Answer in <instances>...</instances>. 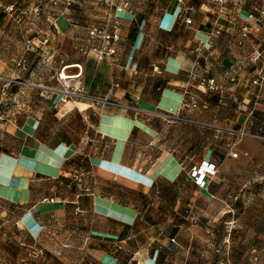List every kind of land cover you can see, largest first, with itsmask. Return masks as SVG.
<instances>
[{
	"label": "crops",
	"instance_id": "0c3cea01",
	"mask_svg": "<svg viewBox=\"0 0 264 264\" xmlns=\"http://www.w3.org/2000/svg\"><path fill=\"white\" fill-rule=\"evenodd\" d=\"M13 1L22 0H0ZM127 1L132 13L119 14L113 63L73 49L72 34L105 11L100 0H76L50 25L51 68L34 52L17 65L23 35L33 31L29 20L16 23L0 7V264H193L206 248L207 225L219 217L210 190L219 182V156L209 141L219 139L220 79L249 75L254 48L264 52V22L243 38L248 2L226 0L219 10L212 0H184L191 22L178 23V0ZM215 19L218 36L211 34ZM38 25L46 26L43 18ZM198 41L207 58L194 52ZM60 69L78 75L86 94L117 105L60 101L46 88L57 86ZM192 70L219 88H197ZM186 91L197 107H181ZM203 111L214 122L200 118ZM177 123L216 129L193 139L176 133ZM202 159L218 168L208 189L187 173Z\"/></svg>",
	"mask_w": 264,
	"mask_h": 264
},
{
	"label": "rangeland",
	"instance_id": "374dc122",
	"mask_svg": "<svg viewBox=\"0 0 264 264\" xmlns=\"http://www.w3.org/2000/svg\"><path fill=\"white\" fill-rule=\"evenodd\" d=\"M250 66L249 75L219 81V139L209 141L219 156V182L210 186L219 198V217L207 225L206 248L193 264H264V52ZM255 68L262 75L256 82ZM199 117L214 122L215 115L203 111ZM172 128L193 139L216 129L187 123Z\"/></svg>",
	"mask_w": 264,
	"mask_h": 264
},
{
	"label": "built area",
	"instance_id": "2783aa9c",
	"mask_svg": "<svg viewBox=\"0 0 264 264\" xmlns=\"http://www.w3.org/2000/svg\"><path fill=\"white\" fill-rule=\"evenodd\" d=\"M37 2L33 7L22 1H13L6 4L0 2V7L3 9L5 15L16 23H24L30 21V26L33 31L32 35H23L22 48L23 54L19 57L17 65L24 67L26 61V53L34 52L41 58V61L52 67V53L49 52L48 44L51 39L50 25L54 23L57 15L63 14L68 7H70L76 0H36ZM219 5V10L226 0H212ZM104 6L105 11L99 23L88 24L82 32L75 31L72 34V47L75 51L81 54L94 53L97 59L104 60L108 63H113L118 55V47L122 38L120 30V16L119 14L128 11L132 13L129 8L127 0H100ZM180 7L177 13V22L182 21L186 23L191 22V18L186 14L190 7L186 6L184 0H178ZM241 4L244 2L249 3V10L245 11V15L242 17L243 21L240 25V32L243 38H247L251 33L252 28L258 30L264 22V0H238ZM43 20L46 22V26L40 27L38 21ZM213 29L211 34L218 36L222 32V26L218 21L214 20ZM241 41H239L240 43ZM207 47L202 41L194 46L193 50L197 57L207 58L205 49ZM263 55L262 50L254 48V54L250 56L249 61L255 64L256 61ZM254 82L259 78H262L261 69L256 71L254 69ZM78 75H64L63 70L60 69L56 75L57 86H47L49 90L59 92L60 101H66L69 98H84L91 101H98L101 104L117 105V102L111 100L107 96L97 97L94 95L86 94L82 88L76 85V78ZM237 77L236 73H230L229 79L234 81ZM189 80L196 84L197 88H205L209 90H217L219 88V82L214 77H206L200 74L198 71L192 70L189 72ZM111 90V89H110ZM109 90V91H110ZM197 101L192 92H185V95L181 102V107H197ZM134 108V107H132ZM164 116L170 117L169 114ZM233 156H236V152H232ZM216 163L202 159L197 162H193L187 170V173L191 180L200 188L207 189L209 181L217 174ZM81 173L75 171L73 178L76 181L80 180ZM87 189V188H85ZM50 200H53L51 198ZM76 211H79V207H75ZM43 253L41 248H37L35 255L39 256Z\"/></svg>",
	"mask_w": 264,
	"mask_h": 264
},
{
	"label": "trees",
	"instance_id": "16d2710c",
	"mask_svg": "<svg viewBox=\"0 0 264 264\" xmlns=\"http://www.w3.org/2000/svg\"><path fill=\"white\" fill-rule=\"evenodd\" d=\"M193 94H194V93H193ZM194 96H195V99H196V95H195V94H194ZM196 101H197V99H196ZM197 104H198V101H197ZM212 162H213V161H212ZM214 163H215V162H214ZM183 168H184V167H183ZM156 181H157V180H155V181L152 183V184H153L152 186H155V187H156V185H154V184L156 183ZM196 186H198V185H196ZM198 187H199V186H198ZM208 187H209V184H208ZM207 189H208V188H207Z\"/></svg>",
	"mask_w": 264,
	"mask_h": 264
},
{
	"label": "bare ground",
	"instance_id": "6f19581e",
	"mask_svg": "<svg viewBox=\"0 0 264 264\" xmlns=\"http://www.w3.org/2000/svg\"><path fill=\"white\" fill-rule=\"evenodd\" d=\"M64 75H66L65 73H63Z\"/></svg>",
	"mask_w": 264,
	"mask_h": 264
}]
</instances>
